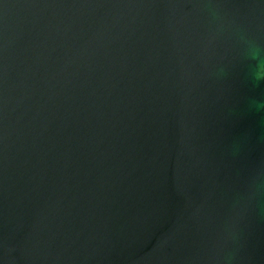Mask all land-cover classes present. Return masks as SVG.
Listing matches in <instances>:
<instances>
[{
    "label": "water",
    "instance_id": "obj_1",
    "mask_svg": "<svg viewBox=\"0 0 264 264\" xmlns=\"http://www.w3.org/2000/svg\"><path fill=\"white\" fill-rule=\"evenodd\" d=\"M248 40L264 0H0V264H264Z\"/></svg>",
    "mask_w": 264,
    "mask_h": 264
},
{
    "label": "clouds",
    "instance_id": "obj_2",
    "mask_svg": "<svg viewBox=\"0 0 264 264\" xmlns=\"http://www.w3.org/2000/svg\"><path fill=\"white\" fill-rule=\"evenodd\" d=\"M240 39H245L242 35ZM247 54L251 60H254L255 67L252 72V79L254 82L264 81V48H262L257 42L247 41ZM253 104L258 111L264 110V100H253Z\"/></svg>",
    "mask_w": 264,
    "mask_h": 264
}]
</instances>
